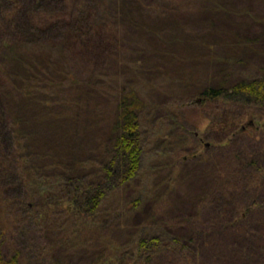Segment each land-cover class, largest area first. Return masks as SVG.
I'll return each mask as SVG.
<instances>
[{
    "label": "trees",
    "instance_id": "trees-1",
    "mask_svg": "<svg viewBox=\"0 0 264 264\" xmlns=\"http://www.w3.org/2000/svg\"><path fill=\"white\" fill-rule=\"evenodd\" d=\"M255 3L264 7V0H0V264H70L79 251L92 253L83 264H264V143L233 155L227 138L264 111V10L251 15ZM134 47L153 58L126 60ZM255 52L257 62L247 57ZM198 66L209 75L200 85ZM178 83L168 106L153 98ZM214 102L204 137L217 145L198 153L193 117ZM85 131L93 149L72 155ZM184 156L222 161L196 213L164 221L159 206L125 239L114 236L134 228L131 216L167 166L171 187ZM227 159L243 165L230 168ZM113 197L118 203L107 205ZM177 226L186 233L169 230Z\"/></svg>",
    "mask_w": 264,
    "mask_h": 264
},
{
    "label": "rangeland",
    "instance_id": "rangeland-1",
    "mask_svg": "<svg viewBox=\"0 0 264 264\" xmlns=\"http://www.w3.org/2000/svg\"><path fill=\"white\" fill-rule=\"evenodd\" d=\"M246 5V4H244ZM263 5L260 3H255L253 5L248 4V11L251 15H254L255 13H259L262 10H264V7H262ZM249 19V18H248ZM243 20L246 21L247 24L250 23V21L247 20V16H243ZM250 32L252 35H255V28H249ZM173 38H175V32L172 34ZM131 44V43H130ZM129 44V45H130ZM139 45H142V43H139ZM132 46V45H131ZM134 46V45H133ZM136 46V45H135ZM133 49L132 52H136V53H131V55H129V57L126 59L128 61H148L149 59H152L153 57L150 54H137L138 51H140V47H134L131 48ZM212 50V49H211ZM213 50L218 51V48L213 47ZM130 54V52H129ZM126 56V54H125ZM143 56H146L145 58H143ZM259 54H257L256 52L253 53L252 55L247 56L248 58H251L252 60H260L261 58L258 57ZM143 67H146L143 63H140ZM149 64V63H148ZM150 66V68H149ZM148 69L145 70V72H149L147 74H152L153 72L150 71H154L153 69V65L149 64ZM175 67V66H174ZM117 68L115 67V65L111 66L110 71L112 72L113 70H116ZM143 70L145 68H142ZM248 68H244V67H237L236 71L238 74H240L242 71L243 73L247 70ZM126 71H128V69L125 68V71H123L124 73H126ZM195 71H196V78L193 81L194 84H201V83H205L207 80V78L209 77V75H206L205 71H204V66H198L195 67ZM236 75V74H234ZM128 83V82H127ZM176 83V82H175ZM181 84H185V87L188 86V82H180ZM180 83L176 84V86H179L178 88H173L170 87L165 93L160 94L157 92V90H155L152 94L153 98L156 101L159 102H164L165 104H167L166 106H168V104H170L171 102H173L175 100V97L177 98V94L179 92V90L182 88H180ZM191 83V82H190ZM210 83V82H209ZM170 86V84H168ZM174 85V84H173ZM180 88V89H179ZM201 97H197L194 98L196 102H200ZM194 101V100H192ZM218 107L220 106L217 103H211L210 105H204V110L196 113L197 117H193L196 121L194 123L197 124V127L194 129V132L199 135L200 138V144H201V149L199 151H197L198 153H200L201 151H203V149L211 144H213L214 142H212V140H207L204 135L207 132V130H209L208 128L210 127L211 124H213L211 122V120L208 118L210 115H212V111H210L211 109L207 110V108H212V107ZM203 108V106H202ZM220 110V109H217ZM221 111V110H220ZM160 113H162V110H159ZM216 113V112H215ZM188 115H193L191 112L188 113ZM187 115V116H188ZM192 123V121L189 118L188 121V126ZM195 124V125H196ZM213 126V125H212ZM216 128V127H213ZM190 129V128H189ZM215 130V129H214ZM238 133H240V136H235L233 138L227 137L229 138L231 141V144H235V146L233 147V155L237 154L238 152H241L243 150V144H248L250 147H255L252 146L253 145H257L259 143H264V111L262 112L261 115H247L244 120L239 123V128L237 129ZM236 131V132H237ZM89 132V131H88ZM243 132H245L247 135H245V137H243ZM212 133V132H211ZM242 134V135H241ZM93 139V137H92ZM90 137L89 133H86L83 135H80L79 137H77L75 139L74 144L77 145H73L69 148V152L72 155H76L81 153L83 154L84 152H86L85 157H87V151L93 149L94 145H93V140ZM191 138H189L188 142H191ZM252 141L251 143H248ZM230 142V141H229ZM225 143L227 144L228 141L226 139ZM215 145L216 142L214 143ZM189 145V144H188ZM232 145V146H233ZM188 148H185V151H187ZM147 152H150V149L147 148ZM226 153H228L227 151H225ZM229 151V154L232 153ZM212 153L214 155H216V151H212ZM196 156V155H194ZM192 156V157H194ZM191 156L188 158V156H184L181 157L180 159L184 160V164L182 166V173H177L173 179H169L171 180V187L169 188L168 185H166V179L168 178V174L171 170V166H167L166 168L160 169L157 174L154 177L153 182H150V193L148 194V198L144 201L143 205L137 210L135 211V213L131 216L132 220H131V227H134L133 229L131 228L130 230H126L123 228H119V229H113L112 230V234L116 237H119L121 239H125L126 235H128L130 232H134L137 229L135 228L136 226H139L140 223H142L141 221H143L151 212V209L153 211H155L156 208H158L159 206H162V217L163 220L165 221L166 219L170 218V219H176L177 220H183L185 217L194 215L196 213V205H197V199L199 198V195L202 194L203 192H205L206 190L210 189L213 183L215 181L213 178H219L221 177V168L222 167V161L219 158H208L205 161H199V160H191L192 158ZM189 159V160H185V159ZM58 161V160H57ZM225 162V164H229V167L232 168L231 166L235 165L236 163L243 165V160H235V159H227V160H223ZM69 162V161H68ZM49 163H51V161H49ZM217 163L219 164V166H217ZM232 163V164H231ZM152 164V160H150V162H148V166H150ZM179 166V165H178ZM147 167V166H146ZM181 167V166H180ZM47 171V170H46ZM50 172L52 171H60L58 168L57 169H49ZM232 171L233 170H229V172L232 175ZM243 182V181H242ZM136 183V184H135ZM134 186H136L139 183V179L135 180ZM129 192H132L131 188L125 192L126 196ZM163 195L162 199H158V196ZM154 197L153 199L150 198ZM156 197V198H155ZM124 198V197H123ZM119 201V197L118 198H110L106 201L107 205L111 204V205H116ZM169 201V203H168ZM212 204L210 205H205L201 210H202V214H201V218L202 220H207V216L209 215V212H211V208H212ZM157 221V220H155ZM144 222V221H143ZM188 228V227H187ZM185 226H177L175 229L173 228H169V230L175 232V233H186V229ZM202 230L205 229V227L200 224V227ZM92 258V253L87 255V253L84 251H79L76 252V254L73 256V258L70 260V264H83L87 261H89Z\"/></svg>",
    "mask_w": 264,
    "mask_h": 264
}]
</instances>
